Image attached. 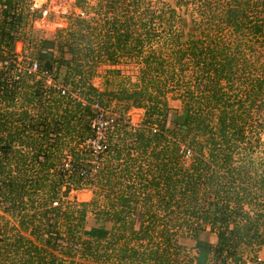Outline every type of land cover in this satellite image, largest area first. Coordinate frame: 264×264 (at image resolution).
Listing matches in <instances>:
<instances>
[{"label": "trees", "instance_id": "16d2710c", "mask_svg": "<svg viewBox=\"0 0 264 264\" xmlns=\"http://www.w3.org/2000/svg\"><path fill=\"white\" fill-rule=\"evenodd\" d=\"M83 2L74 0L80 8ZM123 2L97 0L92 15L67 17L66 28L36 37L30 21L39 12L30 11L31 1L0 0V59L14 60V43H25L30 57L24 62H36L69 91L59 94L35 73L20 75L8 87L10 73L0 76V104L13 103L20 89L25 93L18 110L0 111V133L6 129L8 139L0 135V207L16 211L36 205L41 209L20 215L19 226L38 240L41 227L51 230L42 245L20 234L6 239L3 248L0 244L1 264H96L101 259L190 264L188 249L207 251L208 264H229L246 249L254 257L264 244V157L257 158L264 147V0ZM122 62L135 66L132 88H112L109 82L97 89L90 81L98 65H106L103 72L110 76L119 74ZM173 93L182 107L179 122L168 113ZM93 101L107 107L111 101L122 103L121 117L129 108H140L143 117L134 128L119 126L107 134L110 160L93 177L75 173L80 166L90 169L84 151L71 155L72 172L55 171L48 178L60 162L62 139L83 141L89 135ZM25 105H34L35 113ZM15 121L18 127L6 128ZM114 136L121 145L110 146ZM14 142L32 149L29 159L12 148ZM123 145L137 156L115 173ZM8 156L15 164L28 161L37 175L9 176ZM82 184L105 189L104 203L95 196L63 201ZM88 212L111 223L101 245L99 236L80 233ZM77 243L85 261L74 259ZM9 251L20 255L8 256Z\"/></svg>", "mask_w": 264, "mask_h": 264}, {"label": "rangeland", "instance_id": "374dc122", "mask_svg": "<svg viewBox=\"0 0 264 264\" xmlns=\"http://www.w3.org/2000/svg\"><path fill=\"white\" fill-rule=\"evenodd\" d=\"M30 11L36 9L39 12V15L36 13V15L31 19L30 21V25L32 26V29L34 31V34H36V37H51L52 34L55 32L56 29H63L67 27V21H69V19L67 17L70 16H79V17H87L88 13L89 15H92V8L93 5H95L97 0H84V2L82 3V7H77L74 4V0H30ZM125 1V0H123ZM122 2V5L124 6V2ZM88 12V13H87ZM58 51V50H57ZM13 53H15V57H17V59L19 61H24V57H30L29 56V46L27 44H22L21 42H15L14 43V48H13ZM119 68V74L118 75H106L103 71L104 69L107 68L106 65H98L95 73L93 74V76L91 77V82L94 86L97 87V89H101L102 87H105L106 85H103L105 83H111V87L112 88H119V87H125L127 89L132 88L133 85L136 84V77L135 75V66L131 63L128 62H122L120 63L118 66ZM59 77L61 76V71L58 72ZM57 75V76H58ZM109 83V84H110ZM107 87V86H106ZM70 88V87H69ZM25 94V93H24ZM22 92V89H20V91H18V95L16 100L11 103V104H6L5 102L3 103V101L1 100V104H0V111L2 113H7L11 110H18L17 105L20 104V102L22 101L21 96L24 95ZM173 98L171 97V95L168 96L167 99V104H168V113L171 116L174 115V118L177 122H179L181 120L182 117V107H181V103L178 100L177 97V93H173L172 94ZM24 106V104H22ZM110 107L111 110L115 113L116 116H118V114H121V110H122V103L119 102H114L111 101L110 102ZM25 107L28 109V111L30 113H35L36 110H34L36 107L30 106V105H25ZM30 115H34V114H30ZM123 118L127 119L130 121V123L139 125V123L141 122V119L143 117V110L140 108H129L128 110H126V112L124 113V115L122 116ZM35 116H33V118L29 117V120L31 122H34ZM85 116H83L82 119L85 120ZM20 123H18L17 121L13 122L12 124H7L6 128L8 129L9 127L13 128V127H18ZM122 129H128V125L124 124L121 126ZM12 130V129H11ZM33 131H36L33 128ZM32 130L30 131V137L36 136L35 133ZM7 130H3V133H0V135L2 137H4L3 139L8 140L7 139ZM261 134V133H260ZM261 140L264 141V134L262 133L260 135ZM35 140L37 137H33ZM49 139H52V137H50ZM77 137L74 138V140L69 141V138L65 137L62 139V146H61V151L58 153L60 155V159L64 158V155H68L69 159H71V155L72 157H74L76 154L77 155H81L83 156L84 150L82 149V145H81V141H77ZM116 145L118 144L121 145V143L119 142V139L114 136L110 139V146L111 145ZM19 144L17 143H12V148L13 149H19L20 152L25 153L26 155V159L30 158V155L32 153V149L28 146H23V147H19ZM45 145L48 144H44ZM123 149L121 152V159L118 161V166L114 167V172L118 173L119 170H117L118 167H120L121 165H123V163L125 161H129V159L135 158L137 156L136 151L133 148H130L127 152V145H123ZM181 148V147H180ZM257 158L260 159V157H264V147L263 148H259V150H257ZM126 153H128V155L126 156ZM42 153H40L39 156L42 157L41 155ZM186 156H188L186 154ZM185 156V162H187V157ZM41 157L39 158V161H42ZM103 161H106L107 163L109 162V157H107V153H105L103 156ZM126 157H128L126 159ZM16 158L12 157V156H8V158H4V163L5 164V169H9V176H13V175H37L35 172V168H30L28 166V161H26V165L22 164L20 165L19 161L16 162L15 164V160ZM106 159V160H105ZM6 161V162H5ZM102 161V162H103ZM115 162H113V160L110 161L109 165H114ZM142 166H145L144 163H141ZM103 165V163H102ZM59 168L60 166H58V164L55 165L54 168H52V172L51 170H49L48 172V178H52L55 175V171L59 172ZM61 169V168H60ZM66 176V175H64ZM65 179V177H64ZM62 187L59 190V193H61L62 191ZM105 189H103L102 191L96 187V188H90L88 186H85L84 184L81 185L80 189H70L69 192L67 193V195L63 198V201L69 202V201H76V202H87L92 196H95L100 202L99 204H103L104 203V193H105ZM39 197V192L37 193V196ZM34 199V198H33ZM53 201H57L56 199H53ZM25 202H27V198L25 199ZM58 202V201H57ZM36 203V202H35ZM63 203V202H62ZM141 204L140 202H138V207L140 208ZM6 207V206H3ZM0 207V244L2 245V248L4 247L3 244L5 241H13L11 239V237H14V235H22L24 237H26L27 239H30L31 243H35L37 245H42L43 241L45 237L49 236L48 231L51 230H47V227H41V234L39 233V239L34 237V235L30 234V230H24L21 226H19L18 220H20V215L24 214L29 215L31 213H33L35 210H40L41 208L37 207L36 205H34L33 207L30 206H23V208L19 209L18 207L16 208V211H7V208H3ZM136 218V222L138 220V216H135ZM61 218L58 219L59 224L58 227L61 229V233L64 232V226L61 225ZM111 223L109 221H105L102 219V217L100 216H95L92 212H88L85 216V222L83 224V228L80 230V233L83 235V237H86L87 235L89 236H99L101 238V240L99 241L100 245L102 244V242H104V238L108 235L109 233V228H110ZM40 232V231H39ZM210 235V234H209ZM208 235V241L212 244L215 243V236L213 234H211L210 236ZM3 236V237H2ZM7 239V240H6ZM188 246L190 244H192L190 241L185 240V242ZM65 242H61V247H64ZM6 246V245H5ZM187 246V247H188ZM1 248V249H2ZM73 250L76 251L75 254V258L77 261H85V258H81L79 256L80 251L82 250V248L80 249L79 244L77 243L76 245H74L72 247ZM80 249V251H79ZM101 250V249H99ZM188 253L189 256L192 257L193 261L190 264H208V259H209V254L207 251L205 250H191L188 249ZM21 251V250H20ZM19 251V252H20ZM79 251V252H78ZM57 255H61L60 252H58L56 250L55 252ZM242 255L240 256H235L233 258L232 261L229 262V264H253V260L257 261L256 258H260L262 260H264V245L260 246L259 249L256 251V254L254 255V257H252V253L251 251H248L247 249L242 251L241 253ZM11 255H16L17 257L20 255V253H13L12 251L8 252V256ZM65 261H67V259L65 258ZM239 261H242L241 263H239ZM1 264V262H0ZM66 264V263H65ZM96 264H116L113 260L110 261H105V260H99L96 262Z\"/></svg>", "mask_w": 264, "mask_h": 264}, {"label": "built area", "instance_id": "2783aa9c", "mask_svg": "<svg viewBox=\"0 0 264 264\" xmlns=\"http://www.w3.org/2000/svg\"><path fill=\"white\" fill-rule=\"evenodd\" d=\"M12 59H0V76H6L8 75V73H10V76L7 77V87L10 86V84H12L13 82H17L19 80V76L22 74L35 73L36 77L43 78L46 85H50L59 90V94L66 95L69 92L66 87L55 84L50 72H48L47 70H39L36 62L32 61L31 63L29 62V64H27L28 59H26V62L19 61L17 57H15L14 60ZM73 97H75V95H73ZM89 104V135L84 138L83 141H81V145L82 149L88 156L90 169L87 170L86 168H84V166H80L75 172L77 175L82 177H93L95 171L102 165V156L109 149V142L107 140L108 133L124 124H127L128 128L136 127V124L130 123L129 120L119 115L116 116L110 107L102 106L96 101L90 102ZM40 157L41 156H38V159ZM69 160L70 159L68 155H64V158L60 159V162L57 163L61 168H59V172L62 175H68L73 171ZM49 170H51L52 172V168H50ZM55 204V201L51 202L52 206H54Z\"/></svg>", "mask_w": 264, "mask_h": 264}, {"label": "crops", "instance_id": "0c3cea01", "mask_svg": "<svg viewBox=\"0 0 264 264\" xmlns=\"http://www.w3.org/2000/svg\"><path fill=\"white\" fill-rule=\"evenodd\" d=\"M263 245H264V244H263ZM256 260H257L258 262H264V260L260 259L259 257L256 258Z\"/></svg>", "mask_w": 264, "mask_h": 264}, {"label": "bare ground", "instance_id": "6f19581e", "mask_svg": "<svg viewBox=\"0 0 264 264\" xmlns=\"http://www.w3.org/2000/svg\"><path fill=\"white\" fill-rule=\"evenodd\" d=\"M40 1V0H39Z\"/></svg>", "mask_w": 264, "mask_h": 264}]
</instances>
